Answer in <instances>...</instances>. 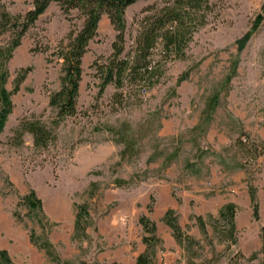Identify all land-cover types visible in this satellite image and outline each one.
Returning <instances> with one entry per match:
<instances>
[{
  "label": "rangeland",
  "instance_id": "1",
  "mask_svg": "<svg viewBox=\"0 0 264 264\" xmlns=\"http://www.w3.org/2000/svg\"><path fill=\"white\" fill-rule=\"evenodd\" d=\"M3 1L12 14L32 8ZM164 1L126 10L128 46L137 15ZM214 2L183 56L163 59L158 47L159 77L123 106L113 87L99 96L92 68L113 52L117 32L104 15L83 59L78 113L63 120L50 105L65 75L57 52L83 18L53 3L25 35L5 66L8 90L18 70H32L0 131V250L11 264H135L144 215L158 225L154 264H264V19L255 26L264 0ZM10 39L1 35L0 47ZM25 118L51 130L46 147L29 133L14 140ZM172 204L183 245L163 220ZM231 204L233 217H222Z\"/></svg>",
  "mask_w": 264,
  "mask_h": 264
},
{
  "label": "trees",
  "instance_id": "2",
  "mask_svg": "<svg viewBox=\"0 0 264 264\" xmlns=\"http://www.w3.org/2000/svg\"><path fill=\"white\" fill-rule=\"evenodd\" d=\"M139 1L148 0H32V8L25 14H12L6 3L0 0V36L9 33L11 39L6 47H0V131L5 128L14 104L12 97L20 91L21 85L31 72V67L17 71L14 88L8 90V72L6 63L14 51L22 44V39L35 26L53 3L60 6L67 16L77 11L83 18L82 27L68 36L66 44L60 43L57 54L64 62L65 75L63 86L50 96V105L58 108V120L75 116L78 113L80 84L83 78V59L88 52L90 42L99 34L102 17L108 15L116 30L113 52L108 57L100 56L92 64L99 78V96H103L108 87H113V99L119 106L132 95L145 92L160 75L162 60H155V51L163 47V59L183 56L184 49L191 40L194 31L205 24L208 11L215 0H168L163 4L155 2L145 7L136 17L137 29L131 45H127L126 10ZM264 19L259 15L258 26ZM250 34L245 36L248 39ZM185 79V78H184ZM136 98V96H135ZM32 135L36 147H46L54 138L51 130L40 119L25 118L16 130L14 140L22 142L23 135ZM245 145V144H244ZM263 153L260 152V154ZM24 202L30 209L39 208L35 193L28 195ZM155 198L152 196L149 212L154 210ZM234 205L222 210V217L234 215ZM83 215L78 216L77 224L81 226ZM164 222L173 231V236L184 244L183 231L177 222L174 210H168ZM145 235L142 238L146 250L137 257L136 264H154V247L159 237L157 225L148 216L140 218ZM83 226V225H82ZM200 226H203L201 220ZM235 226L231 223V228ZM0 264H11L8 254L0 250Z\"/></svg>",
  "mask_w": 264,
  "mask_h": 264
},
{
  "label": "crops",
  "instance_id": "3",
  "mask_svg": "<svg viewBox=\"0 0 264 264\" xmlns=\"http://www.w3.org/2000/svg\"><path fill=\"white\" fill-rule=\"evenodd\" d=\"M185 198V197H184ZM183 201H185V199L183 200ZM169 209H176V205L175 204H172L170 207H168V209L164 212V214H163V220H164V216H165V214H166V212L169 210ZM166 224V223H165ZM157 225V224H156ZM167 225V224H166ZM168 226V225H167ZM169 227V226H168ZM170 228V227H169ZM157 231H158V225H157ZM172 231V230H171ZM173 232V231H172ZM174 237V236H173ZM174 239H175V237H174ZM175 241H176V239H175ZM177 242V241H176ZM145 245V244H144ZM146 245H145V249L142 251V252H140L138 255H137V257L140 255V254H142L143 252H145V250H146ZM137 257H136V260H137ZM136 260H135V264H136Z\"/></svg>",
  "mask_w": 264,
  "mask_h": 264
}]
</instances>
